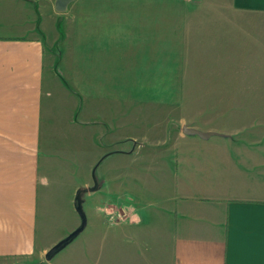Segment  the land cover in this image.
Returning a JSON list of instances; mask_svg holds the SVG:
<instances>
[{"label":"crops","instance_id":"0c3cea01","mask_svg":"<svg viewBox=\"0 0 264 264\" xmlns=\"http://www.w3.org/2000/svg\"><path fill=\"white\" fill-rule=\"evenodd\" d=\"M54 1L0 0V260L38 257L78 227V219L68 214L73 213L77 194H90L87 190L93 182L92 163L86 173H77L74 166L72 139L78 134L103 149L98 162L106 184L100 179V187L91 192L96 193L95 203L122 206L128 202L136 209L129 228H116L115 241L119 234L129 236L137 246L141 237L135 230L149 225L163 235L161 240L152 238L162 249L155 254L162 255L163 246L168 245L167 264H264V0H195V4L187 3L188 10L160 13H154L160 0H146L147 12L131 18L137 22L130 24L134 31L130 42L146 52L170 50L171 40L178 36L169 34V20L207 21L197 23L202 26L200 35L209 37V43L196 42L209 44L215 83L214 68L218 78L226 69L227 85H233L231 90L215 91L214 98L244 101L221 112L228 118L219 128L181 124L180 131L182 125L190 124L224 136L202 139L181 131L175 142L165 145L173 149L172 173L167 168L172 181L165 192L151 178L155 206L143 202V193L134 191L132 180V193L122 194L121 157L130 155L136 161L143 154L135 151L138 143L133 135L121 134V92L103 93L96 109L84 106L75 114L76 121H66L68 133L52 135L50 124L60 115L50 111L53 105H60L54 101L52 68L61 71L57 75L76 89L79 76L95 66L89 60L95 45L92 32H86L82 40L70 35L63 39L64 15L54 8ZM158 21L160 24L155 23ZM140 23L146 27L141 28ZM119 31L100 46L113 43L115 49L117 45L122 49L124 39ZM54 43L64 49L80 44L83 48L68 47L59 60L51 62L50 56L46 59V46ZM80 49L83 60L79 59ZM47 64L49 90L44 89ZM45 91L53 96L48 107ZM73 104L71 97L61 111L74 115ZM94 112L100 113L99 120H92ZM44 119L49 121L46 142ZM124 145L132 150L124 153ZM155 158L157 162L148 160L150 166L158 163V169L164 171L162 161ZM59 213L63 217L58 221ZM163 225L164 232L160 231ZM148 260L149 264H166L154 257Z\"/></svg>","mask_w":264,"mask_h":264},{"label":"rangeland","instance_id":"374dc122","mask_svg":"<svg viewBox=\"0 0 264 264\" xmlns=\"http://www.w3.org/2000/svg\"><path fill=\"white\" fill-rule=\"evenodd\" d=\"M145 1L74 0L69 3L67 9L62 11L64 15L63 39L70 35L71 39L82 40L85 38L86 32H92L95 45L92 47L93 50L89 52V60L95 66L90 67L87 71L84 70V75L79 76L80 84L76 89L73 88L75 85L64 82L58 76L61 71L59 73L52 68L55 83L54 89L52 88L55 94L54 101L60 105H53L50 111L53 114L59 112L60 115L50 124V129L53 131L54 138L61 131L68 133L70 128L66 127V121H76L75 114L84 106L96 109L99 106L98 100L103 93L107 91L121 92V134L133 135L138 143L135 151L139 152V155L143 154V156L137 157L136 161H134L135 159L131 160L132 156L130 155L121 157L122 194L125 196L127 193H132L133 190L130 185L132 180L134 191L138 190L140 194L143 193V202L149 206H155L153 188L149 182L153 178L159 184L158 190L168 191L167 187L172 180L168 176L167 168L169 167L172 173L173 149H166L165 145H169L178 139L181 133V124L188 122L198 127L219 128L226 123L228 118L226 114L221 112L227 108L235 107L238 102L244 101L214 98L215 91H223L226 88L231 90L233 85H227L226 69H223L222 76L218 78V69L214 68L216 82L218 79V83H215L213 67H211L210 62L209 44L203 45L196 42L197 40L200 43L202 41L209 43V37L200 35V31H198L202 27L200 23L207 21L169 20V34L178 36L176 40L175 38L171 40L169 51L146 52L136 49L134 43L130 42L131 39H134L131 37L134 31H131L130 24H135L137 20H131V18L139 15L141 17L140 13L147 12ZM163 1L167 4H164ZM160 2L163 4L159 3L155 6L154 13H160L164 10L170 12L188 10L186 9L187 3L195 4V0H183L182 2L160 0ZM15 7L16 5H14ZM159 22L161 21L155 23ZM164 22L168 21L164 20ZM120 23H125L126 26L120 25ZM196 24L197 26H195ZM140 26L141 28L146 27L144 23H140ZM119 28V34L123 35L124 39L122 49H119L118 45L115 49L113 43L100 46L101 41L113 39V34L117 33ZM105 29H107V33H113L112 36L106 35L103 31ZM159 30L162 31V27ZM197 34L201 37H197ZM68 47L69 50H72L73 47L83 48L81 44ZM46 48V59L50 56L51 62L59 60L62 52L68 50L67 48H60L57 43L51 44V46L48 44ZM201 48L206 50L200 51ZM78 52L79 59L83 60L82 50L80 49ZM116 64L117 66H115ZM48 65H46L44 72L45 90L49 88L47 84L50 83L51 79L50 66L48 67ZM237 87L240 86L236 85ZM71 97L74 98V115L68 110L64 114L61 110L67 108L64 104ZM52 99V94L45 91L44 104L46 107L51 105ZM92 116L94 117L93 121L100 119V113L94 112ZM48 122L44 119L43 131L45 135L43 134V137L46 138L45 142L49 129ZM72 144L71 151L77 173L79 170L86 173L88 164H93L91 170L93 182L87 190L90 194L78 193L76 200L86 218L84 229L71 238L69 242L63 244L49 260H46L42 254L38 257L2 259L0 264H149L146 257L149 260L154 257L156 262L162 263L164 261L167 264L168 260L165 258V253L168 245L165 243L163 246L162 255L155 254V251L160 252L162 249L157 243H152V238L156 237V239L161 240L163 235L154 232L149 225L142 228L138 227L135 230L140 232L139 236L141 237V243H137V246L132 244L129 236L123 235L121 237L119 234V239L116 240L117 242L115 241L118 235L116 228L120 229L121 226L129 228V225L134 223L131 220L135 219L136 209L128 202L122 206L121 204L115 205L116 202L105 205L95 203L96 193L91 192L100 187V179L105 180L104 182L101 181L102 184H106L105 177L101 176L103 173L102 164L98 162L103 155V149L97 142L93 143V140L89 142L87 136L84 140L78 134L73 135ZM131 150V146H123L124 153ZM148 152L151 153L150 157H148ZM155 156H158L162 161L164 171L158 169V163L151 166L148 163L151 158L157 162ZM118 166L117 163V168ZM107 183L109 184V179H107ZM75 207L73 213L68 214V216L73 215L78 219L80 225L81 219ZM90 207H92V211H89ZM118 214L122 215V218L117 217ZM111 215L114 216L113 219L110 218ZM62 217L63 214L59 213L57 220L59 221ZM67 219L71 220L70 217H65V220ZM164 227L165 225L160 231L164 232ZM123 232L125 233V230ZM130 235L132 234L130 233ZM150 264L152 263L150 262Z\"/></svg>","mask_w":264,"mask_h":264},{"label":"water","instance_id":"95a60500","mask_svg":"<svg viewBox=\"0 0 264 264\" xmlns=\"http://www.w3.org/2000/svg\"><path fill=\"white\" fill-rule=\"evenodd\" d=\"M73 0H55L54 1V8L59 11L62 12L66 9L67 5ZM181 131L186 134V135H191V136H198L202 139H207L210 136L213 135H222L224 136V134L216 132V131H203L200 130L198 128H195L193 126H191L190 124H184L181 127ZM77 200V198H76ZM76 207V211L80 216L81 219V224L74 229L73 231H71L66 237H64L63 239H61L60 241H58L57 243H55L54 245H52L45 253H44V258L46 260H49L52 255L59 249L60 246H62L65 242L68 241V239L73 238L76 234H78L79 232H81L85 225H86V218L84 215V212L82 211L80 204L78 202L75 203Z\"/></svg>","mask_w":264,"mask_h":264},{"label":"built area","instance_id":"2783aa9c","mask_svg":"<svg viewBox=\"0 0 264 264\" xmlns=\"http://www.w3.org/2000/svg\"><path fill=\"white\" fill-rule=\"evenodd\" d=\"M117 217H120V218H122V215H119V214H118V215H117ZM110 218H112V219H113V218H114V216H112V215H111V216H110Z\"/></svg>","mask_w":264,"mask_h":264},{"label":"trees","instance_id":"16d2710c","mask_svg":"<svg viewBox=\"0 0 264 264\" xmlns=\"http://www.w3.org/2000/svg\"><path fill=\"white\" fill-rule=\"evenodd\" d=\"M75 203H76V202H75ZM70 240H71V239H68V241H67V242H69ZM67 242H65V243H67ZM65 243H64V244H65ZM60 247H61V246H60ZM60 247H59V248H60Z\"/></svg>","mask_w":264,"mask_h":264}]
</instances>
